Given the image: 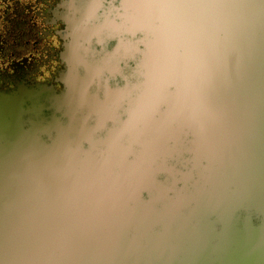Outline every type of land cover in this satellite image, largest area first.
<instances>
[{
  "label": "water",
  "instance_id": "obj_1",
  "mask_svg": "<svg viewBox=\"0 0 264 264\" xmlns=\"http://www.w3.org/2000/svg\"><path fill=\"white\" fill-rule=\"evenodd\" d=\"M173 3L186 22L138 63L155 120L129 112L120 166L106 139L95 159L4 125L0 264H264V0Z\"/></svg>",
  "mask_w": 264,
  "mask_h": 264
},
{
  "label": "flooded vegetation",
  "instance_id": "obj_2",
  "mask_svg": "<svg viewBox=\"0 0 264 264\" xmlns=\"http://www.w3.org/2000/svg\"><path fill=\"white\" fill-rule=\"evenodd\" d=\"M126 13L123 0H0V121L11 113L46 144L60 132L95 159L109 154L104 135L128 119L144 81L143 45L124 43L147 36L123 21ZM127 56L132 66L121 69ZM8 135L0 131V146ZM155 192L147 188L144 199Z\"/></svg>",
  "mask_w": 264,
  "mask_h": 264
},
{
  "label": "clouds",
  "instance_id": "obj_3",
  "mask_svg": "<svg viewBox=\"0 0 264 264\" xmlns=\"http://www.w3.org/2000/svg\"><path fill=\"white\" fill-rule=\"evenodd\" d=\"M126 22L166 47L186 20L173 0H129Z\"/></svg>",
  "mask_w": 264,
  "mask_h": 264
},
{
  "label": "rangeland",
  "instance_id": "obj_4",
  "mask_svg": "<svg viewBox=\"0 0 264 264\" xmlns=\"http://www.w3.org/2000/svg\"><path fill=\"white\" fill-rule=\"evenodd\" d=\"M109 17L112 18V16H110V15H109ZM124 44H125V47H127V50L131 49V48L139 50V48L142 45V43L139 40L134 41L131 38L129 40H127ZM131 55H134V51L131 52ZM121 60L122 61L118 63V65L121 66V69H124V67H131L132 66V63H130V61L128 59V56L125 57V58L121 57ZM123 62L126 63V66H124V67H123ZM146 65L150 66L148 61H146ZM116 82L119 84L120 81L117 80ZM126 86H128V84L125 85V83H124L121 90H124L126 92L127 91L125 89ZM142 89H143V91L141 90V92H139L136 97L130 98L131 104H130V107H129L128 111L131 112V114H134L136 117H144L146 115V119L147 120H152V119L155 120L153 118L151 112H150V106H151L152 101L155 98H157L158 92L157 91L148 90L147 83L144 85V87ZM121 90L120 89H116L115 90V94H118ZM128 117H129V114H128ZM127 120L120 121L118 123V125L107 129L106 134L104 135V138L109 142L110 146L112 147L111 150H113V152L117 153L121 158H125L124 157L125 149H124V147H122L121 144H119L118 141H116V135H117V131L118 130L126 129V128H128L131 125V122H129ZM0 123H2L1 131H3V132L4 131L7 132V130L4 128V125L8 124V123L9 124H13L14 128L17 129V130H32V129H24L22 127L21 123L17 120V118L14 115H12L11 113L8 115V118L4 117L2 119V121H0ZM35 135H36V133H35ZM8 136H9V139L4 141V142H9L11 140L10 134ZM57 136H58V134L53 139L57 138ZM124 141H125V136H124V138L122 137V142L124 143ZM3 145H5V143ZM106 155H108V154H106Z\"/></svg>",
  "mask_w": 264,
  "mask_h": 264
}]
</instances>
